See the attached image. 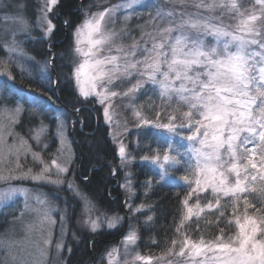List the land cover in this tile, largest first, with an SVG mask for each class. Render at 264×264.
Returning a JSON list of instances; mask_svg holds the SVG:
<instances>
[{
  "label": "snow or ice",
  "instance_id": "snow-or-ice-1",
  "mask_svg": "<svg viewBox=\"0 0 264 264\" xmlns=\"http://www.w3.org/2000/svg\"><path fill=\"white\" fill-rule=\"evenodd\" d=\"M178 2L183 3L184 0ZM45 3L47 7L42 11L39 20L47 24L46 34L50 35L54 32L55 25L48 19V13L52 11L58 0H45ZM143 3L145 0H122L120 4L86 17L73 31L69 63L73 68L72 77L79 94L85 98L95 95L99 97L101 104L111 97L121 96L128 98L129 106L135 108L134 101L137 94L150 83L154 86V90H158L162 99L171 102L175 98L177 111H180L181 106H186L187 110L182 112L183 122L179 125L174 123L177 119L175 115L169 116L168 123L155 124L143 116L141 109H136L133 113L139 120L137 127L152 124L170 134H176L178 128L190 130L191 134L184 137L189 142L184 153L177 151L175 155H170L165 152L162 161L158 154L143 157L144 160H150L153 165L160 168L162 180L169 174V169L182 164L187 165L188 172L195 176V187H192L189 196L197 194V203L190 206L188 199L183 201L186 208V215L181 221L183 224L184 220H190L193 216L199 218L204 211V207L199 203L200 192L211 189L215 194V205L209 202L206 206L211 210L213 207L217 209L221 207V196H231L239 200L240 194L250 191L247 174L241 179V167L247 173V165L241 166L239 163L242 158L241 150L250 153L247 156V164L253 169L257 168V164L253 162L252 157L257 152L261 153L260 160L264 164V0H256L262 9L259 15L255 12L246 14L241 11L238 0H200L196 5L208 11L217 8L234 11L239 17L235 31L228 30L222 24L212 23L210 17L200 18L180 13L185 18L179 23L173 24L169 21L167 27L159 28L155 34L142 32L141 39L145 36L151 38V47L147 46V40L144 46L134 40L130 49L118 46L117 39L129 33L127 29H122L121 32L107 31L106 20L112 19L121 9H132L133 5ZM174 15L172 10L164 11L158 8L153 20L162 22L165 17ZM129 18L127 15L124 17L125 20ZM3 19L19 23L21 32L30 31L28 21L22 15L5 14ZM65 24L67 25L68 22L65 21ZM5 34L7 35V32ZM16 35L17 33L13 32L11 42L3 45L9 53V60L12 53L24 54L23 49L20 48L22 42L16 40ZM207 37H211L212 42H209ZM109 46H115L118 54H104L106 48L111 51ZM137 56L142 58L136 59ZM54 61L53 53L51 59L45 62L42 79H47V66ZM13 63L20 67L23 74L25 69L19 62L13 61ZM6 69L7 65H5ZM133 78L135 83L131 82ZM127 84L131 86L123 92L112 90ZM98 86L100 91L97 90ZM0 105H3L0 107V113L5 115L10 112L18 115L22 111L19 105L14 110L4 101H0ZM104 113L106 120L111 122L108 107H105ZM14 115L10 117L13 122H15ZM57 119L59 120V117ZM47 131V127L43 125L36 130L32 138L38 145L41 142V135ZM56 138L61 145L58 152L63 154L67 144L62 123L57 125ZM249 144H253V148L246 147ZM169 148H172L171 141ZM118 151L121 159H126V148L122 142ZM21 152L31 153L33 160L41 167L39 170L29 168L23 171L20 170L19 163L16 164L15 169L7 166L3 146L0 145V183L7 185L0 189V206H7L15 197L20 196L24 198L25 206L28 207L30 201L34 199L37 207L33 211L39 215L41 224L54 225L56 221L52 219V213L58 209L52 206L48 194L40 192L38 188L29 190L12 182L32 181L37 186L48 185L56 188L67 183L68 190L75 191L83 200L84 211L92 212L94 208L92 202L74 187L73 182L66 175L71 171L70 167L57 163L56 159H53L51 164L46 163L40 153L33 151L23 138L20 139L19 145L9 146V155L15 154L17 161ZM53 167L55 172L51 170ZM229 174L235 175L234 183L230 180ZM182 179L190 186L193 183L189 180V175H184ZM259 179L264 180V168L261 169ZM256 180L257 176L252 175L251 183L254 184ZM148 186H151L150 181ZM251 191L258 192L264 200V186L259 189L252 187ZM33 192L38 194L33 196ZM245 206L246 208L253 206L248 202L247 197H245ZM144 207L145 205H141L131 210L139 212ZM219 215L223 217L224 212L221 211ZM122 219V217L109 218L108 227L115 228ZM151 219L152 217L149 216L148 220ZM85 223L90 224L93 232L99 227L96 220L88 219ZM60 224L61 237L55 243L57 253L63 247V236L67 228L63 212H61ZM235 224L238 228L236 237H230L225 241L224 229H221V235L216 237L217 242L205 244L203 239L195 242L185 238L179 253L176 254L185 256V249H189L187 255L190 257L204 256V260L199 261L198 264H264V216L257 220L245 214L244 222L241 223L240 218L237 217ZM136 240L137 232L132 229L123 241L126 252L127 245L135 244ZM172 243L175 245L176 241ZM43 244L44 247L38 246L37 253L27 264H48L49 251L53 244L51 233L44 239ZM0 249H3L8 257L0 261V264H17L16 257L10 255L2 244ZM117 252L116 248L108 251L109 264H117L115 259ZM207 252H212L213 255L208 257ZM192 264L197 262L193 259Z\"/></svg>",
  "mask_w": 264,
  "mask_h": 264
},
{
  "label": "trees",
  "instance_id": "trees-1",
  "mask_svg": "<svg viewBox=\"0 0 264 264\" xmlns=\"http://www.w3.org/2000/svg\"><path fill=\"white\" fill-rule=\"evenodd\" d=\"M11 1L22 7L25 16L31 19L34 17V0ZM102 1L103 6L99 3ZM106 2L58 0L52 19L55 30L49 35L48 40L42 37L40 32L34 31L35 40L23 44L25 52L32 59L23 66L25 69L23 74L17 68L11 69L13 82L23 92L19 100L24 106L15 132L29 139L35 129L43 125L48 128L46 139L53 141L56 123L54 106L71 113L76 120L72 130L75 139L73 149L76 161V186L91 200L100 214L123 218L122 229L119 231L74 232L76 240L70 241L66 264L103 263L109 247L132 229L137 232V240L128 253L122 255V261L132 262L134 255H137L165 264H182L188 259V252L185 251V256L176 253L180 251L178 244L185 238L195 242L203 239L205 244L217 242L216 237L220 236L221 229H224L223 238L227 240L237 232L235 228L237 217L243 218L247 214L254 215L259 220L264 216V211H258L264 209V200L259 193L251 194L247 200L253 206L246 208L244 194L239 200L231 196H221V207L209 210L207 204L211 202L215 205L216 197L208 190L198 194L199 203L204 207L200 217L193 216L181 224L183 216L186 215L183 201L188 199L190 206L197 203V194L189 196L191 191L182 179L185 174L182 170L184 164L169 169V174L162 180L158 166L153 165L150 160H144L143 157L158 154L161 159L168 149L169 141L176 148L182 147L186 140L184 137L188 135L186 132L188 128H178L176 134L170 135L172 137L170 140L166 130L158 129L152 124L137 127L139 120L133 113L136 109H141L143 116L155 124L168 123L169 116L175 115L177 119L174 123L179 125L182 123L184 110L182 107L180 111L176 110L177 106L173 103L175 100L168 103L164 99H159L149 84L137 94L135 108L129 106V99L120 102L115 99L113 102L116 108L115 119L126 129L123 141L126 145L127 158L125 164L120 163L100 107L90 100H82L75 92L71 78L72 65L69 63L72 33L82 20L84 11L102 9L115 4V0ZM135 14L128 20V27L125 28L129 33L134 31L132 28L134 23L140 24L144 19L139 17L137 12ZM65 21L68 22L67 25ZM2 43L0 39V59L5 55ZM53 53L55 61L47 66V79H42L45 62L51 59ZM165 167L168 168L167 165ZM114 170L117 171V175H113ZM141 205H145L141 211L131 210ZM11 210L10 208L7 212L5 209L7 213H0V225ZM221 211L224 212L223 217L219 215ZM149 216L152 217L150 221ZM174 240L175 245L172 243Z\"/></svg>",
  "mask_w": 264,
  "mask_h": 264
},
{
  "label": "rangeland",
  "instance_id": "rangeland-1",
  "mask_svg": "<svg viewBox=\"0 0 264 264\" xmlns=\"http://www.w3.org/2000/svg\"><path fill=\"white\" fill-rule=\"evenodd\" d=\"M34 1H35V6H34L35 13L32 20L30 17L24 15L22 7L19 6L18 4L12 2L11 0H0V39L3 42L2 44L4 45L6 43H10L12 39V33L15 32L17 33L16 40L22 42L20 44V48L23 49V53H24L23 55L12 53L11 60H9V53L3 47L5 55L3 59H0V101L6 102L7 106L13 110L17 107V105L20 106L22 111L24 108L23 104L19 100V96L23 92L19 88V86L13 82L12 71H11L12 68H17L18 70H20V67H17L16 63H13V61H18L20 66L23 67L28 61L32 59L25 52L23 48V44L28 41L35 40L34 31L40 32L42 37H44L46 40H48L49 37V35L46 34L47 24L39 20V17L42 15V11L47 7L45 0H34ZM104 1L106 2L109 0H104ZM170 1L145 0V2L147 3H143L141 5H133L132 9H127V10L121 9L112 19L106 20L105 29L107 31L121 32L122 29L128 27V22H129L128 20L131 18V16L136 15L135 13L137 12L139 17L144 18L142 22L140 24L134 23L132 25L134 31L130 33L128 32L130 35L127 36L122 35L120 38L117 39L116 42L118 46H123L126 49H130L134 40L138 41L141 46H144V42L145 40H147L148 41L147 46L151 47V38L145 36L143 39H141L142 32H152L153 34H155L159 28L167 27L169 21H172L173 24L179 23L183 18H185L182 17L180 13H184L185 16H193V17L199 16L200 18L210 17L212 23L217 25L222 24L230 31H235L236 26L239 23V17L236 15V13L234 11L230 12L227 8H217L214 11H208L206 9L196 7V5L200 2V0H184L183 3L178 2V0H170ZM121 2L122 0H115L114 5L120 4ZM99 3L101 4V6H103L104 4L103 1ZM238 4L240 5L241 11H244L246 14H251L255 12V14L259 15L262 11L260 5L256 3V0H238ZM114 5L111 6L109 5L102 9L99 8L97 10L84 11L82 20L78 25H80L86 19V17H90L93 13H98ZM144 5L146 6L144 7ZM54 7L55 5L52 7V11L48 13V19L51 20V22L54 17ZM158 8L163 9L164 11L172 10L175 13V15L173 17H165L162 22H154L153 18L156 17ZM5 14L22 15L24 19L28 21L30 31L21 32L20 31L21 25L19 23H15L11 20L5 21L3 19ZM126 15L130 17L128 20L124 19ZM6 32L7 35L5 34ZM207 38L208 41L210 40L209 42H212L211 37H207ZM72 45H73V33H72ZM84 47H87V45H84ZM109 47H111V51L109 52L108 48H106L104 54L106 55L118 54L116 52L115 46H109ZM140 58L142 57L141 56L136 57V59H140ZM5 65H7L6 70H5ZM71 78L74 84L75 92L79 95V97L82 98V100L84 101L90 100L100 107L104 123L108 126L109 137L112 140V143L115 147L117 156L120 158V163L125 164L126 159L124 160L121 159L118 149L121 142L124 144V146H126L123 141V137L125 136L126 129L124 128L123 125H121V123L119 124L118 121L115 119L116 108L114 107L113 102L115 99L120 102L121 100H127L128 98L121 96L111 97L108 101H105L104 104H101L99 102V97L95 95L90 96L88 98L82 97L79 94L78 88L75 84V80L72 77V73H71ZM131 82L135 83V78H133ZM149 85L152 86L154 89L153 85H151L150 83ZM130 86H131L130 84H127L123 87L113 88L112 90L123 92L126 90L127 87ZM97 90L98 91L101 90L99 86ZM155 91L156 94L159 96L158 90ZM160 98L161 97L159 96V99ZM174 100L175 98L172 101ZM167 102L171 103L169 101ZM173 103L176 104L177 106L176 102ZM2 106L3 105H0V107ZM105 107L109 108V112L111 115V122L107 121L105 118V113H104ZM181 107L183 108L184 111L187 110L186 106H181ZM75 112H77V110ZM21 113L18 115H14L12 112L6 115L0 113V129H2V131H0V145L3 146L5 164L15 169L16 164L19 163L21 166L20 170L23 171H27L29 168H35L36 170H39L41 165L33 160L31 153L25 154L21 152L18 161L15 154L9 155V146L14 144L19 145L20 139L23 138L15 132V126L19 120ZM70 114L71 113L54 106V117L56 118V123L54 128L53 141L52 139H48V140L46 139L47 132L41 135V142L39 143V145L37 144L36 140L32 138L35 135L36 130L41 125L38 126L37 129H35V131L31 134L29 139H25V138L23 139L28 142V144L31 146L33 151L40 153L41 157L45 160L46 163L51 164V161L53 159H56L57 163L70 167L71 171L66 175L68 179L73 182L74 187L78 188L76 186V181H75L76 161H75V153L73 149V144L75 139L72 135V130L75 127L76 120ZM13 115L15 122H13L10 119V117H12ZM57 117H59V120L57 119ZM60 123L64 125L66 144H67L66 151L63 154L58 152V149L61 147V145H60V141L56 138L57 125ZM187 130L188 131L186 132L188 133V135L191 134L190 130L189 129ZM170 135L171 134L169 133L168 138H170L171 140L172 137ZM46 145L47 147H45ZM188 146H189V142L186 139L182 147L176 148V146L172 144V148L170 149L168 146V149H166L167 151L166 150L165 151L168 152L170 155H175L177 151H179L180 153H184L185 150L188 148ZM253 146H254L253 144H249L246 147L253 148ZM241 153H242V158L239 161V163L241 166L247 165V173H245L243 167H241V173H242L241 179H243L244 175L247 174L249 180V189H250L249 192L243 194L245 197H248L249 195L251 196V194L257 195L258 192H252L251 188L256 187L257 189H259L260 187L264 186V180L259 179V176L261 175V169L264 168V164H262L260 160L261 153L257 152V154L252 157L253 162L257 164L256 169H253L251 165L247 164V156L250 155V153H244L242 150ZM162 160L163 157L161 158V161ZM69 161L71 162L69 163ZM193 167H194V161H193ZM51 170L52 172H55V167H53ZM182 170L185 171L186 175H189V180L193 182L191 186L188 182H186L188 189L191 191L192 187H195L194 184L195 176L188 172L187 165L185 164ZM113 175H117L116 170H114ZM252 175L257 176V180L254 182V184L251 183ZM229 177L230 180L234 183L235 175L229 174ZM12 183L16 186L27 188L29 190H32L33 188H38L40 192L47 193L52 206L58 209L57 211L52 213V219L55 220L56 223L54 225H49V224L42 225L40 222L39 215L35 211H33V209L37 207L34 199L30 201L28 207L25 206L24 198L20 196L15 197L14 201L11 202L9 205L0 206V213L1 212L7 213L10 208L12 209L11 212L7 214L6 220L0 225V244H2L4 248L8 249L10 255H14L16 257L17 264H22V262L23 264H27V262L30 261L33 258V256L37 253L38 246L39 248L44 247L43 241L48 237L49 233H51L53 244L50 247L48 264H66V259L70 251L69 248L70 241L76 240L74 232L95 233L102 231L104 232L119 231L122 229V222L118 223L115 228H109L108 220L112 216H104L103 214H100L95 209V207L93 208L91 213L85 212L83 200L81 199L80 196L76 194L75 191L68 190L67 183H64L59 188L48 185L37 186L34 185L32 181H23V182L13 181ZM120 184L121 183L119 182V185ZM5 187H7V185L0 183V189H3ZM208 190H210L211 192V189ZM79 192L81 193L80 190ZM36 194L38 193L33 192V196H35ZM243 194H240V196H242ZM88 200L90 199L88 198ZM5 209H7V212L5 211ZM61 212L64 213L65 224L67 225V228H66V233L63 236V247L61 251L57 253L55 249V243L61 237V224H60ZM249 216L252 217L253 219H257V217H255L254 215L253 216L249 215ZM88 219L97 221L99 227L95 232L91 230L90 224L85 223V220ZM240 221L241 223H243L244 217L240 218ZM235 228L237 232L235 233L234 236H232L233 238L238 235L237 226ZM128 233L129 232L124 233V235L121 237V240L119 239L118 241H115L108 249V251H110L113 248L118 249V252L115 256L117 264H165L164 262H159L157 260L156 261L151 259L149 260L146 257H144V259H139L137 255L136 256L134 255V257L132 258V262L125 263L126 261L124 260L122 261L121 260L122 255H124V253H128V251L132 246V244L127 245V252H126L125 244L123 241ZM225 241H228V239ZM182 244L183 242H180L178 244V247L181 248ZM185 251L188 252L189 249H185ZM107 253L105 254L104 261L101 264H109ZM212 255H213L212 252H207L208 257H211ZM187 258L188 259L184 261L182 264H192L193 259L198 264V262L204 260L205 257L196 256L193 258L188 256ZM6 259H8V257L5 255L4 250L0 249V261H4Z\"/></svg>",
  "mask_w": 264,
  "mask_h": 264
}]
</instances>
